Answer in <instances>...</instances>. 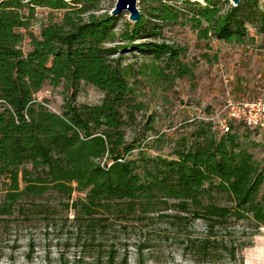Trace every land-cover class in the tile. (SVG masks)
<instances>
[{
	"label": "trees",
	"instance_id": "trees-1",
	"mask_svg": "<svg viewBox=\"0 0 264 264\" xmlns=\"http://www.w3.org/2000/svg\"><path fill=\"white\" fill-rule=\"evenodd\" d=\"M173 1L138 0V20L117 30L119 16L99 12L98 0H0L1 221L66 226L72 235L66 239L80 247L74 257L92 264L115 263L117 247L103 244L106 236L167 210L175 219L185 213L201 219L205 235L189 245L206 264L221 255L235 259L236 248L215 233L228 218L251 222L252 235L264 228V161L258 163L235 132L199 134L173 157L141 156L140 162L125 140L122 112L131 88L119 53L151 37L135 47L149 57L153 74H160L161 57L177 76L189 74L175 46L155 41L156 23L183 22L198 38L234 43L247 37V24L264 33L260 0L236 6ZM36 7L61 11V18L43 24L38 38L30 35L23 53L17 29L28 26ZM80 82L103 93L98 104L74 103ZM46 83L70 91L59 113L34 97Z\"/></svg>",
	"mask_w": 264,
	"mask_h": 264
},
{
	"label": "rangeland",
	"instance_id": "rangeland-1",
	"mask_svg": "<svg viewBox=\"0 0 264 264\" xmlns=\"http://www.w3.org/2000/svg\"><path fill=\"white\" fill-rule=\"evenodd\" d=\"M114 3L115 0H98L99 12L110 14ZM259 3L264 6V0ZM61 13L45 7L34 9L28 26L17 29L23 35L20 43L23 53L30 48L29 36L38 38L41 26L51 20L59 21ZM117 15L119 30L124 22L130 21L126 11ZM144 18L153 20L148 15ZM156 24L160 35L155 41L175 46L189 74L177 76L172 62L164 57L156 61L160 74H153L149 57L135 47L138 42L154 41L151 37L135 40L131 47L119 53L122 65L127 67L126 78L131 88L122 112V128L126 142L133 145L132 156L139 162L141 156L145 159L155 155L173 157L176 149L188 147L196 135L206 133L218 137L229 131L235 132L239 142L262 164L264 33L247 24V37L234 43L198 38L196 31L183 22ZM69 96L70 91L64 85L47 83L34 95L36 101L57 113L70 100ZM102 97L101 91L80 82L74 103L98 104ZM247 111L254 114L258 125L249 127L243 121L241 112ZM234 112L239 117H233ZM163 214L152 220H132L125 230L105 237L103 244L117 247L114 264H206L202 252L189 245L205 235L201 219L190 218L186 213L175 219L169 210ZM1 220L0 264H92L88 258L74 257L80 253V247L66 239L72 236L66 226L60 229H43L40 225L15 227L13 218L5 223ZM215 233L228 246L236 248L234 261L221 255L215 264H264L263 227L252 235L251 222L230 217Z\"/></svg>",
	"mask_w": 264,
	"mask_h": 264
},
{
	"label": "water",
	"instance_id": "water-1",
	"mask_svg": "<svg viewBox=\"0 0 264 264\" xmlns=\"http://www.w3.org/2000/svg\"><path fill=\"white\" fill-rule=\"evenodd\" d=\"M232 6H236L239 0H229ZM137 0H115L114 7L110 11V15H117L121 11L127 12V19L130 22H136L139 18V10L136 6Z\"/></svg>",
	"mask_w": 264,
	"mask_h": 264
},
{
	"label": "built area",
	"instance_id": "built-area-1",
	"mask_svg": "<svg viewBox=\"0 0 264 264\" xmlns=\"http://www.w3.org/2000/svg\"><path fill=\"white\" fill-rule=\"evenodd\" d=\"M242 116L241 118L243 119V121L247 124V126L252 127V126H256L258 125V121L254 118V114H251L250 111L247 112H241ZM233 117H239V114H237L236 112H234L232 114ZM225 130L228 129L227 126L224 127Z\"/></svg>",
	"mask_w": 264,
	"mask_h": 264
}]
</instances>
